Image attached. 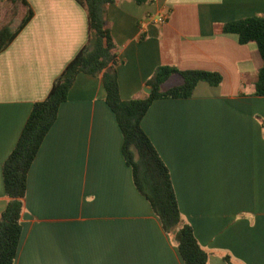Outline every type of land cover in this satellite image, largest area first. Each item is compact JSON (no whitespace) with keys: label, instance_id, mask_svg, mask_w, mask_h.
<instances>
[{"label":"crops","instance_id":"1","mask_svg":"<svg viewBox=\"0 0 264 264\" xmlns=\"http://www.w3.org/2000/svg\"><path fill=\"white\" fill-rule=\"evenodd\" d=\"M27 1L33 16L0 51V214L5 160L35 102L89 40L77 0ZM5 3L21 7L3 0L0 16ZM106 11L122 99L148 95L160 66L222 74L220 85L200 81L190 97L156 99L142 127L208 264H264V94L256 93L263 59L255 43L224 31L264 18V0H115ZM182 81L174 74L163 87ZM105 97L102 77L78 74L28 173L14 264H184L134 184Z\"/></svg>","mask_w":264,"mask_h":264},{"label":"trees","instance_id":"2","mask_svg":"<svg viewBox=\"0 0 264 264\" xmlns=\"http://www.w3.org/2000/svg\"><path fill=\"white\" fill-rule=\"evenodd\" d=\"M8 1L19 3L21 7L15 8L9 23L0 27V51L12 42L34 13L27 0ZM77 1L88 13V43L55 79L47 97L35 102L15 148L3 165L8 202L0 214V264L15 263L22 235L21 219L28 173L47 133L58 118L60 106L68 99L70 89L82 72L102 77L106 102L115 113L123 134V153L132 170L134 184L149 201L164 230L172 236L184 264H208L210 254L199 243L192 225L184 222L170 169L143 129L142 120L156 99L190 97L200 81L218 86L223 76L216 71L160 66L149 81L151 93L130 100L122 99L117 70L120 61L108 27L106 11L107 5L115 0ZM134 1L144 4L152 0ZM224 31L237 34L243 44L252 42L257 45L263 65L259 71L256 93L264 94V18L238 19L225 24ZM174 74L181 75L183 81L164 89V83ZM226 259L231 263L228 256Z\"/></svg>","mask_w":264,"mask_h":264},{"label":"rangeland","instance_id":"3","mask_svg":"<svg viewBox=\"0 0 264 264\" xmlns=\"http://www.w3.org/2000/svg\"><path fill=\"white\" fill-rule=\"evenodd\" d=\"M17 8V7H16ZM0 16V27L7 24L11 18V12L14 10L13 5L10 6L9 3H5L1 9Z\"/></svg>","mask_w":264,"mask_h":264},{"label":"water","instance_id":"4","mask_svg":"<svg viewBox=\"0 0 264 264\" xmlns=\"http://www.w3.org/2000/svg\"><path fill=\"white\" fill-rule=\"evenodd\" d=\"M151 91H152V88H149V90L147 91L148 93H151Z\"/></svg>","mask_w":264,"mask_h":264}]
</instances>
